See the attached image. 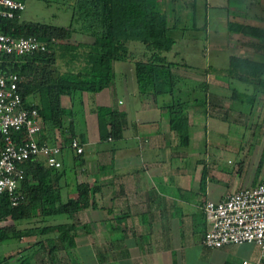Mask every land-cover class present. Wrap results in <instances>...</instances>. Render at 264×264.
I'll use <instances>...</instances> for the list:
<instances>
[{"label":"crops","instance_id":"crops-1","mask_svg":"<svg viewBox=\"0 0 264 264\" xmlns=\"http://www.w3.org/2000/svg\"><path fill=\"white\" fill-rule=\"evenodd\" d=\"M198 3L208 24L205 40L213 49L212 59L205 68L196 67L202 73L178 69L204 74L211 82H202L204 93L190 91L185 144L169 130L165 110L137 93L131 62H112L107 87L82 94V107L72 119L74 132L82 138L80 163L74 164L71 151L64 148L54 183L62 201L74 198V183L86 184L93 191L92 206L58 221L53 218L57 215L37 213L29 223L45 221L42 226H52V231H5L0 244L9 246L0 264H264L251 244H200L206 229L200 205L264 179V94L251 100V85L216 78L225 77L233 57L264 61V48L254 38L227 29L228 22L264 28V0ZM71 39L84 44L83 51L92 42L73 36L69 43H74ZM218 59L222 63H215ZM56 66L60 72L66 68L62 60ZM186 87L180 89L188 91ZM192 98L203 99L205 105ZM59 104L71 106L64 95ZM99 106L122 114L118 139L99 140L94 112ZM8 221L0 227L11 226V221L3 225ZM62 222H72L75 231L65 233L68 238L60 243L54 226ZM22 224L16 229L27 227ZM65 241L73 245L65 247Z\"/></svg>","mask_w":264,"mask_h":264},{"label":"trees","instance_id":"trees-1","mask_svg":"<svg viewBox=\"0 0 264 264\" xmlns=\"http://www.w3.org/2000/svg\"><path fill=\"white\" fill-rule=\"evenodd\" d=\"M19 1L23 3V0ZM67 3L71 11L69 22L64 27L24 21L20 17L0 20V33L13 37H34L45 45L43 52L8 57L1 67L2 71L19 77L17 90L22 105L36 110L40 120L39 141L50 145L59 143L64 148L71 138L81 143L82 138L79 139L74 132L72 119L82 107V94H94L106 88L111 79L112 62L127 60L132 64L137 93L150 96L160 109L165 110L169 130L176 135L179 144L184 145L187 140L185 114L192 91L191 88L188 91L180 89L187 84L175 70L185 67L199 73L203 71L181 60L172 62L166 59L165 54L172 50L174 42L184 39L186 30L194 32L196 29L193 24H183L179 13L182 2L69 0ZM189 8L193 14V2ZM227 29L254 38L258 46L264 48V28L228 22ZM73 36L86 37L92 42L85 45L86 50L83 51L84 44L76 39H71L74 43H69ZM57 60L66 65L63 72L58 71ZM216 78L251 85L253 91L249 98L252 100L258 93L264 94V61L258 63L233 57L225 77L217 74ZM197 84L200 92L204 93V83ZM63 95L69 98L70 109L60 106L59 98ZM31 97H35L36 101H30ZM191 101L202 107L205 105L203 99L192 98ZM94 112L99 140L118 139L122 114L106 106L95 107ZM55 132L58 139L54 138ZM68 150L73 163L79 164L81 153ZM20 167L23 177L17 187L21 197L17 205L11 207L6 195L0 194V222L9 220L12 223L11 226L0 227V240L6 238L5 231H50L52 226L26 225L37 213L40 217L65 215L71 219L78 211L92 206L93 191L86 184L74 183V198L62 201L54 187L59 176L57 169L46 168L39 159L24 160ZM22 221L27 227L16 229L17 223ZM54 228L58 231L60 243L68 238L65 233L75 231L71 222L59 223ZM65 244V247L73 245L71 241H65Z\"/></svg>","mask_w":264,"mask_h":264},{"label":"built area","instance_id":"built-area-1","mask_svg":"<svg viewBox=\"0 0 264 264\" xmlns=\"http://www.w3.org/2000/svg\"><path fill=\"white\" fill-rule=\"evenodd\" d=\"M23 9L24 4L19 0H0V20L19 18ZM44 50L45 45L34 37L0 33V194L6 195L11 207L21 198L17 187L23 177L20 164L24 160L39 159L49 169L61 167L64 147L39 141L40 120L34 108L22 105L17 90L19 77L1 70L8 57ZM65 148L75 154L83 150L75 138ZM200 211L206 224L201 245L219 248L247 243L256 248L257 261L264 258V179L252 187L237 189L218 202L204 201ZM240 264L250 263L242 260Z\"/></svg>","mask_w":264,"mask_h":264},{"label":"rangeland","instance_id":"rangeland-1","mask_svg":"<svg viewBox=\"0 0 264 264\" xmlns=\"http://www.w3.org/2000/svg\"><path fill=\"white\" fill-rule=\"evenodd\" d=\"M69 0H23L24 9L20 15V18L24 21H35V22H42V23H48L56 26L64 25L66 26L69 22V16H70V6ZM178 4L182 2V8L180 10V18L182 21L184 20L183 24L185 26L194 25L195 30H186V36L185 38L174 42L172 46V50L166 53V59L172 62H179L180 60L185 62L186 64L190 65L193 68L196 67H206V64L210 62L212 59V48L211 46H208L207 41L205 40V37L207 35V21L206 17H204V12L201 11V6L198 3V0H177ZM232 0H228L230 3ZM193 2V9L195 6L194 13H190V4ZM205 12H208V3L205 2ZM200 7H199V6ZM197 6V7H196ZM210 6V5H209ZM197 10V11H196ZM207 15V13H206ZM204 23V24H203ZM181 24V26H184ZM136 51V49H135ZM221 60V58H219ZM216 60L215 63L219 64L222 63L220 60ZM214 62V61H212ZM197 69V68H196ZM191 70V69H190ZM190 70H187L186 72L178 69L175 70L178 75H180L184 81L187 84L186 88H191L199 90L200 87L196 86V82L202 83H210V78L207 80L205 79L204 74H196V72H192ZM195 86H194V85ZM184 88V86H183ZM189 90V89H188ZM94 98L93 100H95ZM206 103V102H205ZM207 104V103H206ZM62 215H57L54 218V220L58 221V219H61ZM73 220V219H72ZM71 220V221H72ZM38 222V221H37ZM10 222H6L3 225H7ZM30 223V222H29ZM27 223L26 225L29 226H42L47 224V222L39 221L35 225H31ZM48 223H50L48 221ZM72 223V222H71ZM19 225V224H18ZM24 225V224H22ZM52 231V230H50ZM55 231V230H54ZM6 246H9L8 242H4L0 244V259L5 254V252L8 250Z\"/></svg>","mask_w":264,"mask_h":264}]
</instances>
